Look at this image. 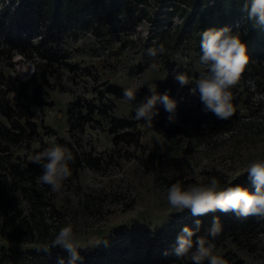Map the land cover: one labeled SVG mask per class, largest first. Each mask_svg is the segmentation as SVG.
<instances>
[{
	"label": "rangeland",
	"instance_id": "374dc122",
	"mask_svg": "<svg viewBox=\"0 0 264 264\" xmlns=\"http://www.w3.org/2000/svg\"><path fill=\"white\" fill-rule=\"evenodd\" d=\"M150 7L151 11H156L155 5ZM155 29L145 21L128 35L97 39L86 32L77 39H67L61 48L56 49L62 51L67 62L76 69L59 67L46 82L34 72L30 75L34 64L42 63L38 58L31 61L16 57L12 65L6 64L4 74L10 90L9 101L13 105H22V122L26 120L35 125L34 144L29 148L33 155H28L29 160L60 140L73 143L75 148L79 144L85 150L93 148V155H100L103 159L98 170L80 167L74 171L71 163V176L58 192L50 191L47 185L37 186V177L43 174V170L34 163L39 175L31 186L39 194L40 202L35 212L41 216L43 203L50 206V214L42 217L48 226L49 241L69 223L73 242L80 248L102 245L113 230L122 225L161 226L172 214L181 213L166 201V189L171 186L168 182L206 184L209 177H214L211 173H217L220 187L224 188L234 178L246 174L253 160L264 158V92L253 87L246 90L239 85L230 89L234 114L228 119L215 117L202 134L168 139L156 130L154 120L153 128L145 127L143 121H139L138 143L113 148L107 122L95 114L93 126L87 125L78 141H74L68 132L66 110L75 98L81 97L103 107L108 115L135 119L133 105L106 95V85L139 88L150 95L147 85H142L148 81L154 82L159 92L166 80V72L158 64L159 56L155 61L159 67H150L153 61L146 55L148 44L154 47L163 44L165 52L160 56L181 63L190 73H198L196 37L187 45V59L180 62L176 35L162 34L161 30ZM258 77L261 79V75ZM38 86L42 88L37 96V102L43 104L41 107L28 103L26 99ZM1 121L7 124L4 118ZM227 130L232 131L231 137L219 139V134ZM20 208L28 214L30 204L21 198ZM98 240L101 242L88 246ZM4 246L15 264H27L24 253L35 247L34 244L9 242L0 231V248ZM227 253H235L246 264H264V234L247 245L228 241L223 247L214 249V254L223 259Z\"/></svg>",
	"mask_w": 264,
	"mask_h": 264
},
{
	"label": "trees",
	"instance_id": "16d2710c",
	"mask_svg": "<svg viewBox=\"0 0 264 264\" xmlns=\"http://www.w3.org/2000/svg\"><path fill=\"white\" fill-rule=\"evenodd\" d=\"M244 3L245 0H7V3L0 0V231L9 242L35 245L24 253L27 264H60L61 259L64 264H69L70 257L59 246L52 247L50 251L38 250L51 242L48 239V226L42 218V210L48 203H43L41 216L35 212L40 205L39 194L31 184L39 175V170L32 162L18 167L8 158L10 146L33 141L36 136L35 125L26 120L22 122V105H13L9 101L10 90L4 74L6 64L12 65L16 55L31 61L38 58L42 63L34 64L33 72L46 82L47 77L53 75L59 67L76 69L67 62L68 58L62 55V51L56 48H61L67 39L79 38L81 33H91L97 39L128 35L145 20L161 30L162 34H175L179 51L183 42L189 45L193 37H196L201 51L200 37L203 31L223 28L244 17L240 35L247 45L249 61L241 78L245 80L247 76L252 77L257 89L264 92V66L260 64V60H264V26H254L247 19L243 11ZM154 5L156 11H151L152 7L149 6ZM174 16L180 17L182 23L171 28ZM162 58L166 80L161 84L159 93L168 92L177 106L175 122L170 123V113L165 111L162 104H157L158 115L153 118L156 130L168 139L202 134L209 129L210 122L216 116L204 110L199 93L195 96L189 94L194 85L181 88L174 79L176 73H185L194 81L198 73L188 72L181 63L172 62L165 55ZM236 85L248 89L243 81H238ZM39 89H42L41 86L36 87L33 95L26 99L28 103L41 107L43 104L37 102ZM104 93L121 99L123 88L107 84ZM146 96H149L148 93L137 90L133 103L143 101ZM95 114L107 122L113 148L138 143L139 121L108 115L103 107L81 97L75 98L66 110L68 132L75 142L87 125L93 126L96 122ZM57 143L67 147L73 154L74 171L80 167L98 170L103 163L102 156L93 155V148L85 150L81 144L75 148L73 143L63 140ZM211 175L218 176L217 173ZM230 182L232 186L239 184L255 192V186L248 179L247 173ZM21 198L30 204L28 214L20 208ZM214 217H218L221 222V232L213 241L215 248L223 247L228 241L247 245L264 234V219L241 217L233 212L223 213L219 210L193 216L187 210L172 214L166 223L154 228L138 223L119 226L102 245L79 248L80 259L75 264H190L188 260L178 261L174 255L178 235L184 226L195 229L197 219L201 225L196 235H206ZM223 260L225 264H246L235 253L225 254ZM0 264H15L4 247L0 248Z\"/></svg>",
	"mask_w": 264,
	"mask_h": 264
},
{
	"label": "clouds",
	"instance_id": "9594fccd",
	"mask_svg": "<svg viewBox=\"0 0 264 264\" xmlns=\"http://www.w3.org/2000/svg\"><path fill=\"white\" fill-rule=\"evenodd\" d=\"M243 11L254 26H264V0H245ZM198 75L195 80L185 73H176L175 81L183 88H190V95L199 93V99L205 111L212 112L218 119H228L234 114L232 92L230 91L238 81L249 61L247 45L242 40L240 33L233 32L228 27L220 29L210 28L201 33ZM165 52L163 44L146 49V55L151 58L152 69L159 66L155 62L158 56ZM149 96L139 103L136 99L137 89L125 88L121 99L125 103L134 105L135 119L143 121L145 127L153 128V118L158 115L157 104H162L165 111L170 113L168 121L175 122V109L177 102L170 97L168 92L160 94L154 82L145 81ZM141 85V86H142ZM140 86V87H141ZM31 162L41 166L43 174L37 177V186L47 185L50 191L61 190L63 182L71 176L70 164L74 163L71 151L60 144L53 142L42 151L36 153ZM248 179L254 184L255 192H250L242 185L221 188L216 177H209L208 183H194L183 185L177 181L166 189V201L177 212L190 210L193 216H203L219 210L223 213L233 212L237 216H252L264 219V158L253 160L247 167ZM196 228L184 226L176 240L174 255L178 261H190V264H225L222 257L214 254V239L221 232V222L214 217L211 227L206 235L197 236L201 221H195ZM195 237V239H194ZM211 237V239H209ZM71 224H67L54 234L50 243L38 250L50 251L52 247L59 246L68 252L69 264H75L80 259L78 249L80 246L73 242ZM101 240L91 242L88 246L100 243ZM60 264H64L60 260Z\"/></svg>",
	"mask_w": 264,
	"mask_h": 264
},
{
	"label": "built area",
	"instance_id": "2783aa9c",
	"mask_svg": "<svg viewBox=\"0 0 264 264\" xmlns=\"http://www.w3.org/2000/svg\"><path fill=\"white\" fill-rule=\"evenodd\" d=\"M151 1V0H150ZM5 3H7V0H5ZM243 19H244V17H242L240 20H235L234 22H232V23H230V24H227V25H225L224 27H228V28H230L233 32H242V30H243ZM145 23V20H142L137 26H136V28H135V30L138 28V26L141 24V23ZM182 23V19L180 18V17H178V16H174V17H172V19H171V28H173V27H175V26H178V25H180ZM164 28H167L166 26L164 27ZM135 30H134V32H135ZM187 42L186 41H184L183 42V44H182V46H181V49H180V51H179V56H180V62L181 61H183V60H185V59H187V57H188V55H189V48L187 47ZM148 46V48L149 47H154V45H147ZM200 55H202V52L201 51H199V56ZM16 57H21V56H19V55H16V56H14L13 57V60L16 58ZM12 60V61H13ZM158 64H159V66H160V68H162L163 69V58H162V56H159V59H158ZM260 64L262 65V66H264V60H260ZM33 73V67H32V71L30 72V75ZM138 74V73H137ZM239 81H243L245 84H246V87L248 88V89H251V87H253V88H257L256 87V85H255V83H254V80H253V78L252 77H250V76H247L246 78H245V80H243L241 77H240V80ZM259 101V100H258ZM259 103H260V101H259ZM255 104H257V101L255 102ZM247 120V119H246ZM231 135H232V131L231 130H227V131H223L221 134H219V139H222V140H227V139H229L230 137H231ZM49 215L50 214V206H46V207H44V211H43V217H44V215ZM43 220H44V218H43ZM65 220L66 221H69V218L68 217H65ZM45 221L47 222V219H46V217H45Z\"/></svg>",
	"mask_w": 264,
	"mask_h": 264
},
{
	"label": "crops",
	"instance_id": "0c3cea01",
	"mask_svg": "<svg viewBox=\"0 0 264 264\" xmlns=\"http://www.w3.org/2000/svg\"><path fill=\"white\" fill-rule=\"evenodd\" d=\"M33 144H34V142L32 141L29 144H18V145L10 146V149L8 152L9 153L8 158H9L10 162L14 163L18 167H22L26 163H30L31 160L28 159V155L31 154L32 152H30L29 148ZM111 144H112V136H111ZM32 155L33 154H31V156Z\"/></svg>",
	"mask_w": 264,
	"mask_h": 264
}]
</instances>
